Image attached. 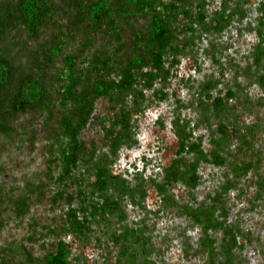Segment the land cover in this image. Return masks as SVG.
Here are the masks:
<instances>
[{"label":"trees","instance_id":"trees-1","mask_svg":"<svg viewBox=\"0 0 264 264\" xmlns=\"http://www.w3.org/2000/svg\"><path fill=\"white\" fill-rule=\"evenodd\" d=\"M210 2L0 0V173H8L4 156L14 164L9 154L36 147L43 150L47 167L44 179L31 177L20 188L0 186V233L6 218H25L48 191L50 204L62 208L58 226L42 225L39 230L33 220L30 225L36 229L32 227L27 241L0 242V264H75L66 235L85 244L97 240L103 249L102 263L97 264H156L150 258L156 249L146 220L130 223L126 210L128 203L146 208L149 180L137 170L132 181L114 172V165L123 147L138 144L137 116L168 97L181 58L196 54V40L203 33L221 32L240 11L231 4L236 0H222L220 8L209 13ZM259 10L262 30L264 0ZM256 57L260 63L264 50ZM259 80L264 84V74ZM218 83L212 78L204 85L205 115L209 110L219 119L211 150L196 134L200 123L193 125L180 112L173 120L175 156L160 178L150 179L163 204H177L174 189L179 183H200L202 162L225 165L228 157L223 152L233 139L239 142L230 153L235 174L260 169L263 159L254 155L251 139L238 127L230 130L235 122L226 119L235 109L229 102L237 93L229 88L214 95ZM100 100L109 108L97 114ZM95 121L101 126L100 143L84 136ZM257 176L264 188V172ZM235 182L237 177L228 179L210 205H184L203 228L202 246L211 264L219 252L209 231L218 229L225 233V263L243 264L236 252L243 246L241 229L227 222V208L218 205ZM32 242H41V254L33 253Z\"/></svg>","mask_w":264,"mask_h":264},{"label":"rangeland","instance_id":"rangeland-1","mask_svg":"<svg viewBox=\"0 0 264 264\" xmlns=\"http://www.w3.org/2000/svg\"><path fill=\"white\" fill-rule=\"evenodd\" d=\"M231 4L237 9L234 18L221 32H206L197 39L196 54L188 53L181 58L171 84L168 97L161 102H153L148 109L137 116L138 144L133 147H123L119 159L114 165V172L123 173L132 181L135 171L140 170L149 180V195L146 208L133 206L128 203V221L146 220L147 235L155 245L156 253L150 258L156 264H211L207 248L202 246L203 228L194 222L193 218L184 211V205L193 207L200 204L210 205L213 196L221 191L222 185L228 179L238 178L231 188L224 193L223 203L227 208V222L241 229L238 238L241 248H236L243 264H264V188L257 183L258 172H264V84L260 82V74H264V57L258 63L256 54L264 50V26L259 30V10L263 0H236ZM222 0H211L208 12L219 9ZM244 14V16H243ZM261 31V33H259ZM217 79V87L212 92L225 94L229 88L237 93V98L229 104L234 108L229 111L226 119L234 124L230 130H240L251 139L254 152L263 160L259 170L237 175L232 162L238 140L233 139L227 144L228 162L218 165L215 162H202L199 167L200 183L188 187L179 183L174 189L177 204H163L156 187L150 182L152 178H160L163 167L169 165L178 148V137L173 129V120L180 112L192 124L200 123L197 135L203 136L204 148L213 147L211 136L219 119L212 111L205 115L203 101L204 85L208 79ZM151 91H148V95ZM203 101V102H201ZM204 105V106H203ZM109 103L105 100L98 102L97 114L108 111ZM223 120V119H222ZM101 126L98 122L91 123L85 130L84 136L88 141L101 142ZM232 132V131H231ZM217 135V134H216ZM16 163H7L8 155L4 156L8 173H0V186H15L20 188L30 181L31 177H43L47 172L44 152L40 147L28 150L13 151L9 154ZM39 176V177H38ZM50 190V188H48ZM49 192V191H48ZM48 192L42 201L35 202L29 213L23 219L15 216L6 218L5 228L0 233V242L13 239L27 241L36 227L30 222L37 221L42 225H59L62 220V208L50 204ZM51 193V192H49ZM217 214L222 215L220 208ZM33 225V224H32ZM119 225V224H118ZM216 239L217 256L213 264H226L222 246L225 243L224 230L209 231ZM72 249L75 264L102 263L103 249L97 240L85 244L73 235L64 236ZM33 253L43 252L41 242L29 244ZM77 260H81L80 262Z\"/></svg>","mask_w":264,"mask_h":264}]
</instances>
